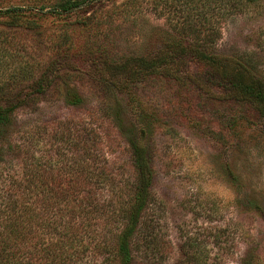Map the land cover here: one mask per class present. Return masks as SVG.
<instances>
[{"label":"rangeland","instance_id":"obj_1","mask_svg":"<svg viewBox=\"0 0 264 264\" xmlns=\"http://www.w3.org/2000/svg\"><path fill=\"white\" fill-rule=\"evenodd\" d=\"M58 2L0 0V106L32 79L43 91L0 140V209L22 156L63 168L85 148L117 184L131 181L132 136L151 157L155 233L168 246L159 264L188 249L209 264H264V118L201 58L238 59L264 80V0H93L56 15ZM12 8L22 15L3 14ZM28 126L26 156L16 145Z\"/></svg>","mask_w":264,"mask_h":264},{"label":"trees","instance_id":"obj_2","mask_svg":"<svg viewBox=\"0 0 264 264\" xmlns=\"http://www.w3.org/2000/svg\"><path fill=\"white\" fill-rule=\"evenodd\" d=\"M91 2L93 0H59L52 12L61 15L82 11ZM3 14L18 18L22 9H7ZM201 58L205 66L220 69L217 85L232 92L236 101L253 107L264 118V80L261 77L232 57L208 55ZM138 60L136 62H140ZM133 78H128L127 83ZM41 82V79H32L30 98L43 94ZM29 95L17 93L14 98L18 103L0 106V140L18 111L27 106L24 102L27 103ZM65 97L68 105L81 102L76 92L68 91ZM110 122L116 135L124 138L126 132L122 123L115 119ZM34 127L41 129L39 125ZM30 128L32 130L33 126L26 127L25 137L16 145L26 156ZM92 144L97 150L99 143L94 136ZM125 145L133 177L131 181L122 179L119 184L114 181V174L104 170L101 155L90 154L85 148L78 147L77 150L83 151L63 168L56 163L46 164L41 155L37 158L22 156L21 176L11 179L6 187L9 195L0 209V264H95L98 259L99 264L138 261L159 264L168 246L167 241H161L155 233L157 215L150 187L151 157L132 136H126ZM89 156L92 164L97 165L94 169L87 163ZM176 264L209 263L204 256L188 249Z\"/></svg>","mask_w":264,"mask_h":264}]
</instances>
